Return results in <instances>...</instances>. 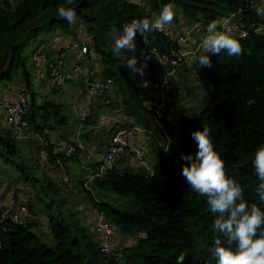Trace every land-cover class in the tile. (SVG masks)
Returning <instances> with one entry per match:
<instances>
[{
	"label": "trees",
	"instance_id": "obj_1",
	"mask_svg": "<svg viewBox=\"0 0 264 264\" xmlns=\"http://www.w3.org/2000/svg\"><path fill=\"white\" fill-rule=\"evenodd\" d=\"M64 2L0 0V79L14 80L15 70L26 65L30 43L40 35L51 36L57 31L72 34L77 23L89 25L95 40L94 50L101 55V72L113 79L118 97L114 108L119 103L134 124L153 135L161 132L157 129L160 124L171 143L169 151L164 152L155 142L151 174L123 169L122 159L113 169L94 178L92 186H86L87 181L81 180L85 198L107 214L111 223L121 229L122 236L135 241L120 249L125 264H176L182 252L186 253L184 264H217L212 253L214 239L219 235L212 227L216 215L207 205V198L186 183L182 176L186 162L181 157L195 155L197 145L191 133L207 124L215 150L226 161L227 175L240 181L249 204L256 203L264 211V203L256 193L259 180L253 164L255 152L264 146V16L257 15L255 10L242 15L241 29L246 35L234 37L242 45V56L209 53L212 67L197 65L209 83L225 92V101L212 104L193 118L182 116L174 123L167 119L157 122L144 104L126 63L113 53V33H122V26L133 19L154 22L153 14L159 16L169 2L176 6L173 20L178 21L179 14H183L189 22L208 26L212 20L227 19L242 1L149 0L147 11L142 4L125 0H73L71 7L76 12V20L72 24L59 17L58 7ZM147 34L151 47L156 46L160 52L177 49L173 40L155 29ZM43 44L40 42L37 48ZM23 75L31 95L26 121L33 131L39 136L45 135V130L53 128V119L59 120L58 125L66 124L61 106L38 103L31 89L30 73L25 70ZM43 150L48 152L52 165L64 164L66 152H55L48 143ZM79 154L72 157L79 158ZM0 160L19 170L36 193L37 185L45 191L46 196L37 198L47 211V226L55 239V246L50 247L36 229L38 224L18 225L0 220V264H116L113 254L97 247L82 220L64 209L63 199L60 200L64 191L30 164L28 154L12 130L0 129ZM111 192L128 201L131 199V205H115L109 200Z\"/></svg>",
	"mask_w": 264,
	"mask_h": 264
},
{
	"label": "crops",
	"instance_id": "obj_2",
	"mask_svg": "<svg viewBox=\"0 0 264 264\" xmlns=\"http://www.w3.org/2000/svg\"><path fill=\"white\" fill-rule=\"evenodd\" d=\"M252 1L255 2V0ZM153 17L157 19L159 16L153 14ZM155 19H153V21H155ZM194 24L195 23L191 21L189 22L183 16V14H179L178 21L173 20L171 24H168L171 27V32L174 36L186 32L192 33L191 38L188 39L187 43H185L181 48L184 50L183 52H193V54L186 57L185 64L178 71L181 81L180 83H176V87L174 86L173 95L171 97V105H177L178 103V96L176 94L179 86L186 80L192 81V78L196 80L194 70L201 71L197 69L199 62L194 55V50L196 48L199 35V33L192 30ZM89 27V25L79 22L75 25L72 34L64 35L57 31L53 35H49L46 37L45 41H43L44 44L37 48V50H34L32 53H27V62L30 59V62H28L30 65H28L25 61L26 65L22 66V69L17 71L19 76L18 80L15 81V78L13 81L0 79V102L2 100L16 101L18 96L17 94L21 90H26L30 95V92L26 87V81L23 79V71L27 70L28 73H30L31 81H33L35 75V82L37 84L39 83L40 85V90L42 93L35 91L36 85H34L33 82V86L31 88L37 97L38 103L44 104L48 102L57 106H61L62 113L64 114V117L67 118L66 124L58 125L59 120L53 119V128L45 130L46 134L39 136L33 131V128L30 126L29 122L26 121V124L21 129V138H17V140L28 154V161L30 164H33L36 167H38L36 164L37 156L40 151L44 149L46 143L52 145L55 152L64 151L67 144L70 142H74L76 144L80 143L83 145V149L80 150L79 158L67 156L63 162V166L66 168L71 178V184H69L68 187L61 183L60 166L55 167L50 163V169L48 171L42 169L40 170L38 167V172L40 174H46L57 187L61 188L62 186L68 188L67 190L70 192V198H75L80 195V191L77 189L78 187H81V180H86L88 182L92 177L96 178V176L99 175L101 171L100 168L102 159L107 152L111 136L114 133L113 130L115 128L116 119L119 116L126 114L121 109L119 103L118 105L116 104L117 108H114L118 97L113 86L110 91L111 104L109 106L104 105L100 99L93 98L87 92H80L86 82L96 80V78L105 77L101 72L103 68L101 55H99L96 50H94V48H92L86 55H82L78 51L66 52L64 49L65 45L69 43L74 37L75 31L81 30L83 32L82 35L85 36L90 33ZM120 34L121 33L119 32L113 33L112 48L114 47L115 38ZM60 52H66L65 55L67 56V70H72L78 67L79 74L77 75L76 79L55 86L50 80L46 69L48 63L52 60H55L57 58V54ZM130 52V55L122 53L116 54V56L125 63H127L128 58L137 57V66L140 67L144 63L147 54L144 53L136 38L134 41V50ZM151 58V61L147 59V68L144 70L143 76H141L139 73L132 74V78L139 88L141 97L148 109L150 108L151 101L154 99L155 82L157 80L158 73V64L156 63V58L155 56H151ZM201 72L203 73L204 77L207 76L203 71ZM33 73L35 74L33 75ZM206 79L207 77H205V79L203 78L201 83L209 85L208 80ZM185 84L187 83L185 82ZM47 95H54V98L45 99ZM61 95L63 97H58ZM54 99H58V101L56 102ZM170 106L169 108H171ZM169 108L162 119H166V114L169 113ZM85 109H89L91 112H93V116L90 120H88L89 122H84L81 119V111ZM167 120L173 123L177 121V119L174 118V115H172L171 118ZM1 128L14 130L8 127L4 117L0 118V129ZM14 134L17 137L15 130ZM160 134L161 132H156L155 135L150 137L146 134L137 135L134 142L135 146L141 147L148 145L151 150L145 159L146 162H141L138 159L136 160L132 152H129L123 158L124 162L121 165L123 169L146 171L147 174L148 172H151L153 169L152 164L155 160V142L157 143L162 140ZM0 162L2 161L0 160ZM6 168L9 169L7 165ZM92 182H90L88 185H90ZM77 198L79 200L78 206H80L78 208L80 211L79 217L83 224L89 228L93 238H96L97 235L94 228L95 218L91 214L90 204L84 196L80 195ZM0 199L5 200L6 202H9L11 199H15L22 205L25 202L29 204L28 206L32 205L33 207L31 210H35L34 215L36 222L41 227V229H43V239L52 236V233L47 226V211L37 200V194L31 185L28 184V182L23 179L21 180L20 178L0 180ZM128 239L130 238L120 235L117 240L118 246H121V248L124 247V245H126L124 243H126Z\"/></svg>",
	"mask_w": 264,
	"mask_h": 264
},
{
	"label": "built area",
	"instance_id": "obj_3",
	"mask_svg": "<svg viewBox=\"0 0 264 264\" xmlns=\"http://www.w3.org/2000/svg\"><path fill=\"white\" fill-rule=\"evenodd\" d=\"M17 1V0H16ZM242 2L237 5L232 14L225 20L220 21L221 27L218 30L228 32L233 37H243L246 32L241 29V18L242 15L248 10L253 11L256 6L252 0H241ZM208 26H204L201 23H195L193 25V31L199 33L194 55L197 58L202 54L200 49V43L203 38L208 35ZM156 30V29H155ZM169 37L171 41L175 42L177 49H172L171 52H160L156 46L151 47L149 43V36L146 33V37L141 36L137 33L136 39L141 45L144 53L147 54L146 58L151 61V56H155L156 63L158 64L157 80L155 82V95L154 99L150 103V111H152L154 117L158 122L162 119L166 113L169 105L171 104V97L173 95L174 85L180 83L181 78L179 69L185 64V59L193 52L182 50V46L187 43L188 39L191 38L192 33L186 32L174 36L171 32V27L166 25L163 30H156ZM81 30H77L74 33L72 40L67 43L64 47L66 52L78 51L82 55H86L92 48L95 47L94 36L91 33L83 36ZM174 36V37H173ZM66 52H60L57 54V58L52 60L47 65V74L53 85L58 86L66 82L72 81L77 78L79 74V68L76 67L72 70H67V56ZM209 55V53H208ZM194 74L199 72L194 70ZM200 81L203 80V73L200 74ZM199 80V79H197ZM113 86V79L110 77L96 78V80L86 82L83 85L80 92H87L93 98L100 99L106 106L111 104V88ZM16 101L2 100L0 102V118L4 117L9 128L14 129L17 134V138H21V129L26 124L30 105L31 95L26 90H21L17 94ZM82 121L87 122L93 116V112L89 109L81 111ZM157 129L161 131L162 140L157 142L159 148L163 149L164 152L169 151L171 143L168 134L158 124ZM114 133L111 136L107 152L104 155L101 163L100 173L101 176L105 171L113 169L117 163H119L129 152H132L134 158L141 162H146V157L151 150L148 145L137 147L135 146V139L139 134H146L149 137L153 136V133L138 124H134L133 119L123 114L116 119ZM149 140V139H147ZM83 149L82 144H76L70 142L67 144L64 152L69 157L79 154L80 150ZM36 164L41 170L48 171L50 169L49 154L45 150L40 151L37 156ZM61 171V183L63 185H69L71 178L66 168L60 164ZM150 171V170H149ZM148 172V174H151ZM93 177L86 183V186L93 181ZM91 214L95 218L94 228L97 235L94 241L97 247L100 248L104 253L113 254L116 258V264H125L120 253L121 246H118L117 240L121 235V229L114 226L107 214L96 206L90 205ZM0 220H9L15 224L23 225L27 223L37 224L34 211L29 208L26 204H21L15 199H11L9 202L0 199ZM38 231L42 234L43 229L37 226Z\"/></svg>",
	"mask_w": 264,
	"mask_h": 264
},
{
	"label": "clouds",
	"instance_id": "obj_4",
	"mask_svg": "<svg viewBox=\"0 0 264 264\" xmlns=\"http://www.w3.org/2000/svg\"><path fill=\"white\" fill-rule=\"evenodd\" d=\"M72 3L73 0H65L58 7L59 17L69 24L76 20ZM175 7L174 3H166L154 22L133 19L125 23L122 33L115 38L113 53L133 51L137 33L146 37V33L153 29L163 30L172 23L176 15ZM254 10L257 15L264 16V6ZM220 27L218 20H212L208 25V35L199 46L202 50L198 58L201 67H212L208 53L219 56L224 52L228 57L243 55L239 40L226 31L218 30ZM137 65L138 58L132 57L127 59L125 66L132 74L139 73L143 76L147 58L140 67ZM191 136L196 142L197 151L194 156L182 155L181 159L186 162L182 176L190 189L207 198V205L216 215L212 227L219 235L214 239L212 253L217 264H264V211L256 203L249 204L244 198L240 181L227 175L226 161L215 150L210 127L204 124L202 130L192 132ZM253 164L254 174L259 180L256 193L259 201L264 203V146L255 152ZM185 259L186 253L182 252L177 257L176 264H184Z\"/></svg>",
	"mask_w": 264,
	"mask_h": 264
},
{
	"label": "rangeland",
	"instance_id": "obj_5",
	"mask_svg": "<svg viewBox=\"0 0 264 264\" xmlns=\"http://www.w3.org/2000/svg\"><path fill=\"white\" fill-rule=\"evenodd\" d=\"M128 2H134L137 4H142V6H144L146 8L147 11L148 10V2L149 0H125ZM255 4L257 7H261L264 6V2L261 0H255ZM153 19H155L153 17ZM49 34H43L40 35L37 40H34L33 42H31L29 48L27 49V53H32L34 50H37V47L39 45L40 42L45 41L46 37H48ZM27 62V59H26ZM28 62H30V59L28 60ZM27 62V64H28ZM30 65V63L28 64ZM22 69V65L20 67L19 70ZM18 70H15L13 76L15 78V81L18 80L19 76L17 73ZM35 73H33L34 75ZM200 74L201 71L197 72L195 75V78H192V81H185L187 84H185V82H183L179 88L177 89V96H178V103L173 104V105H169L171 108H169V113L166 114V119H170L172 115H174L175 119H178L182 116H189V117H195L197 115H199V113L201 111H203L205 108L210 107L212 104L215 103H220L225 101L226 99V94L223 90H221V88L215 84L209 83V85H205L204 83H201L203 80L200 81ZM24 76V75H23ZM25 77H23L24 81H25ZM207 77V76H205ZM204 75L203 78L205 79ZM35 75H34V79H33V84L36 85L35 86V91L36 92H41L40 90V85L39 83L37 84L35 82ZM199 79V80H197ZM208 80V79H206ZM184 81V80H183ZM196 84V85H194ZM175 87L177 86L176 84L174 85ZM42 93V92H41ZM58 97H63L58 96ZM54 98V95H47L45 99H52ZM54 101H58V99H54ZM172 114V115H171ZM13 134H14V130H12ZM16 133V131H15ZM9 169L6 168V164L2 162H0V180L2 179H23L24 180V176L22 175L21 172H19V170H16L15 168H12L10 166H8ZM5 168V169H4ZM40 179H42V176L40 177ZM71 184V182H70ZM90 186H92L90 184ZM27 187V186H26ZM38 188H36V191H38L37 196L38 197H42V196H46L45 191L42 190V188L40 186L37 185ZM66 187H68V185H66ZM68 188L62 187L61 186V190L64 191V196L62 195L60 200L63 199L61 205L64 206V209H66L67 211H69L71 214H74L75 216L79 217L80 211H79V207L78 206V196H84L85 197V193L83 192V190L81 189V187H78L77 190H79V194L77 197L75 198H70V192L67 190ZM68 195V196H67ZM53 199V198H52ZM51 199V200H52ZM38 200V198H37ZM49 200V197H48ZM109 200H111L115 205L117 206H121V207H128L131 205L132 200L130 199V201H128L126 198H121L119 196H116L113 192H111V198H109ZM39 201V200H38ZM40 202V201H39ZM41 203V202H40ZM26 205H29L28 203H24ZM43 205V203H41ZM59 205V206H61ZM44 206V205H43ZM32 205L29 206L30 209H32ZM35 211V210H34ZM40 227V226H39ZM43 233V231H42ZM44 241L50 246V247H54L55 246V239L53 236H50L49 238H44ZM124 244H135L134 241L132 239H128V241Z\"/></svg>",
	"mask_w": 264,
	"mask_h": 264
}]
</instances>
